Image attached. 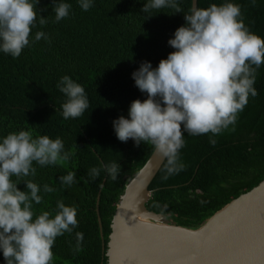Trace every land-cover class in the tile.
<instances>
[{"label": "trees", "instance_id": "obj_1", "mask_svg": "<svg viewBox=\"0 0 264 264\" xmlns=\"http://www.w3.org/2000/svg\"><path fill=\"white\" fill-rule=\"evenodd\" d=\"M63 2L71 5L69 16L56 22L53 0H39L30 44L18 58L0 51V142L20 130H30L34 137L62 139L64 150L72 153L70 160L47 166L34 162L35 176L11 179L22 191L25 180L40 186L43 200L33 202L36 215L49 211L54 216L58 201L77 209L78 226L56 238L52 264H107L110 224L120 196L154 150L150 143L121 142L113 121L128 118L131 102L147 98L135 86L132 73L144 61L157 67L174 51L168 40L185 24L184 13L191 0H177L184 13L162 8L152 10L148 19L141 12L147 0H92L88 11L80 8L79 0ZM227 2L239 5L245 26L264 38V0H197V6ZM39 9L48 21L43 26ZM37 31H43L47 39L35 41ZM65 75L84 87L89 101V108L78 118L62 115L61 105L67 97L57 84ZM254 87L257 95L249 96L236 122L220 134L184 133V146L179 150L184 167L168 174L164 160L149 184L147 210L162 214L171 224L197 229L264 180V65L257 71ZM111 163L120 168L116 180L105 170ZM93 168L100 169L96 178L89 177ZM70 171L76 173L75 182L62 184L59 177ZM45 184L54 191L45 193ZM77 232L84 237L80 250ZM0 264H6L2 251Z\"/></svg>", "mask_w": 264, "mask_h": 264}, {"label": "clouds", "instance_id": "obj_2", "mask_svg": "<svg viewBox=\"0 0 264 264\" xmlns=\"http://www.w3.org/2000/svg\"><path fill=\"white\" fill-rule=\"evenodd\" d=\"M39 0H0V51L18 58L29 46L32 28L37 21ZM82 10L88 11L92 0H79ZM170 8L184 13L177 0H147L141 12L152 17V10ZM69 3L53 0L55 21L69 16ZM39 24H47L40 14ZM240 6L231 2L207 8L191 7L184 13L185 24L178 27L168 44L174 51L161 59L157 67L144 61L132 73L135 86L146 93L143 101L131 102L128 118L113 121L114 131L121 142L133 140L137 146L150 143L166 160L168 174L178 172L179 150L184 146V133L220 134L236 122L237 114L256 96L254 87L257 71L264 65V38L252 33L244 24ZM47 39L37 31L35 41ZM67 99L61 105L65 119L78 118L89 108L82 85L69 76L57 84ZM215 145V139L210 138ZM59 137L33 136L30 130L11 132L0 142V251L6 264H52L55 240L71 233L78 226L77 209L57 202L53 216L49 211L36 215L33 202L41 204V188L32 180H25L26 190H20L11 178L35 176L36 168L56 165L71 158ZM112 180H116L119 165H105ZM100 175L93 168L90 178ZM76 173L70 171L59 177L64 185L75 182ZM166 178V177H165ZM45 193L54 191L45 184ZM35 216V218H34ZM83 233H76L77 250Z\"/></svg>", "mask_w": 264, "mask_h": 264}, {"label": "water", "instance_id": "obj_3", "mask_svg": "<svg viewBox=\"0 0 264 264\" xmlns=\"http://www.w3.org/2000/svg\"><path fill=\"white\" fill-rule=\"evenodd\" d=\"M164 160L154 148L125 185L111 219L107 264H264V180L190 229L145 206ZM98 201L99 195L96 207Z\"/></svg>", "mask_w": 264, "mask_h": 264}]
</instances>
